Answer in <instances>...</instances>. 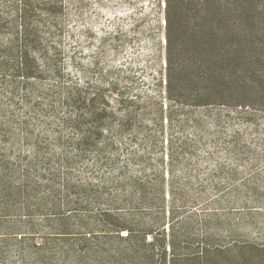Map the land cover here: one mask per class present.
I'll use <instances>...</instances> for the list:
<instances>
[{
	"label": "rangeland",
	"instance_id": "1",
	"mask_svg": "<svg viewBox=\"0 0 264 264\" xmlns=\"http://www.w3.org/2000/svg\"><path fill=\"white\" fill-rule=\"evenodd\" d=\"M62 2L60 31L49 42L60 57L40 63L41 80L27 85L119 103L81 152L77 132L62 127L75 115L61 101L52 108L46 96L0 84V264H79L104 255L121 243L104 213L133 230L146 213L123 203L119 186L129 182L164 192V210L173 205L186 224L175 226L181 248L207 237L220 247L248 246L263 263L264 112L167 100L161 0ZM130 107L136 118L120 129Z\"/></svg>",
	"mask_w": 264,
	"mask_h": 264
},
{
	"label": "trees",
	"instance_id": "2",
	"mask_svg": "<svg viewBox=\"0 0 264 264\" xmlns=\"http://www.w3.org/2000/svg\"><path fill=\"white\" fill-rule=\"evenodd\" d=\"M160 4L167 100L196 109L223 106L264 112V0H161ZM63 9L62 0H0V84L12 91L23 89L26 95L46 96L52 108L61 101L75 115L63 120L62 127L77 132L74 148L82 152L93 145L94 132L113 121L119 101L96 102L81 89L46 93L27 85L41 80L40 63L53 66L60 57L49 42L60 31ZM135 118L134 107L127 108L124 118L117 119L120 129H127ZM119 187L124 204L135 210L146 207V213L136 215L138 228L133 230L116 217L119 214L105 212L104 220H111L121 243L79 264H264L248 246L220 247L207 237L181 248L174 241L175 226L183 229L186 224L178 221L173 205L164 210V192L156 185L151 189L134 182Z\"/></svg>",
	"mask_w": 264,
	"mask_h": 264
}]
</instances>
